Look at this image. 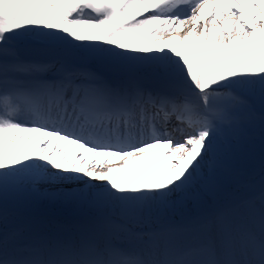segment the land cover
<instances>
[{
  "label": "snow or ice",
  "instance_id": "1",
  "mask_svg": "<svg viewBox=\"0 0 264 264\" xmlns=\"http://www.w3.org/2000/svg\"><path fill=\"white\" fill-rule=\"evenodd\" d=\"M0 264H264V0H0Z\"/></svg>",
  "mask_w": 264,
  "mask_h": 264
}]
</instances>
